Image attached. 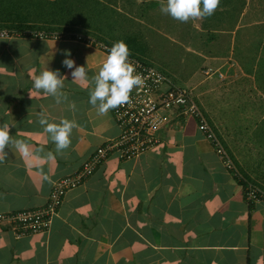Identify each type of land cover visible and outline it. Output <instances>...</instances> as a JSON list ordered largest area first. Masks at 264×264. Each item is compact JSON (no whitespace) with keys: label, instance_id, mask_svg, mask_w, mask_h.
Segmentation results:
<instances>
[{"label":"crops","instance_id":"obj_1","mask_svg":"<svg viewBox=\"0 0 264 264\" xmlns=\"http://www.w3.org/2000/svg\"><path fill=\"white\" fill-rule=\"evenodd\" d=\"M165 2L73 0V25L64 31L109 47L123 40L131 56L158 69L173 85L154 66V57L162 52L166 64L174 55L182 60L206 56L207 69L224 73L226 81L205 78L191 91L239 176L226 169L194 118L171 110L155 147L134 159L110 157L66 194L47 232L18 238L10 226L0 225V264H264V203L246 200L244 182L252 177L239 158V133L223 120L214 124L204 110L220 96L228 98L227 87L239 78H250L251 67L256 72L264 51V0H219L212 15L187 22L162 13ZM242 28L248 42L236 63L227 54ZM64 52L76 65L87 66L88 81H72L70 70L61 66ZM249 54L256 55L254 60ZM105 58L98 48L73 39H0V125L8 124L10 135L30 145L31 154L24 156L11 144L0 152V215L43 208L54 183L74 175L119 137L113 109L100 115L88 103L94 87L90 78ZM47 68L60 69L66 77V99L60 103L32 87ZM41 114L49 122L76 123L69 147L58 155L38 123Z\"/></svg>","mask_w":264,"mask_h":264},{"label":"built area","instance_id":"obj_2","mask_svg":"<svg viewBox=\"0 0 264 264\" xmlns=\"http://www.w3.org/2000/svg\"><path fill=\"white\" fill-rule=\"evenodd\" d=\"M20 36L48 40L73 39L96 47L106 55L111 48L92 38L72 33L45 31L20 33L0 29V39ZM129 59L135 70L141 73L145 83L139 88H133L128 103L113 109L114 119L120 130L119 137L99 148L74 175L54 183L49 200L43 208L0 215V225L10 226L16 237L47 232L66 194L82 185L110 157L134 159L149 152L159 143L158 132L168 121L165 113L171 110H179L183 116L194 118L198 122V129L210 142L226 169L233 171L236 177L239 176L232 159L195 102L193 92L173 85L158 69L132 56ZM203 73L208 78L217 76L220 80L225 79V74L218 70L206 69ZM245 196L250 204L264 203V191L252 184L245 186Z\"/></svg>","mask_w":264,"mask_h":264},{"label":"clouds","instance_id":"obj_3","mask_svg":"<svg viewBox=\"0 0 264 264\" xmlns=\"http://www.w3.org/2000/svg\"><path fill=\"white\" fill-rule=\"evenodd\" d=\"M218 4L219 0H166L161 4L160 11L174 20L187 22L192 18L212 15ZM63 55L65 58L61 61V66L70 70L72 81H88L87 66L76 65L70 52H64ZM130 55V50L123 40L115 42L108 49L99 70L91 76L90 83L94 87L89 90L88 103L97 109L98 114L104 115L110 109L128 103L133 88L144 85L145 81L141 73L135 70L129 59ZM65 80L66 77L60 69L49 70L47 68L34 78L32 87L37 91L42 90L44 94L54 98L56 103H60L61 99H66L63 92ZM38 123L43 126L44 132L49 134L57 155L69 147L72 130L76 127L75 121L61 119L59 123H53L41 114ZM10 144L22 155H31L30 145L22 139H14L10 135L9 125L2 124L0 125V152H3ZM47 158L52 159L53 153L49 152ZM44 179L47 180L48 177L45 176Z\"/></svg>","mask_w":264,"mask_h":264},{"label":"rangeland","instance_id":"obj_4","mask_svg":"<svg viewBox=\"0 0 264 264\" xmlns=\"http://www.w3.org/2000/svg\"><path fill=\"white\" fill-rule=\"evenodd\" d=\"M262 12L264 16V9ZM242 25H244V22H242ZM246 32L247 30L242 28L238 34L234 50L231 55L227 54L232 62L240 61V57L242 58L244 55L245 42H248ZM254 47V45H250V49ZM248 56L250 60H254L256 55L249 54ZM174 57L176 59L167 58L166 64L164 63L166 57L162 52L153 59L154 66L166 75L168 74L175 82V86L191 90L194 85L203 79H211L203 73L205 69L211 67L203 59L206 56L201 59L198 55H185L183 60L182 55H174ZM259 58L260 60L256 64V72L251 67L250 78H239L237 82L228 86L229 93L226 94L228 98L224 100L221 96H218L219 92L214 93L215 97L220 98V101L210 102L207 105L208 107L204 105V110L209 114L214 124L223 120L229 130H236L239 133L238 138L240 139L241 149L238 150V153L239 158L244 159L246 162L244 171H249L252 182L264 183V51L260 53ZM235 69L239 76H242L239 65L235 66ZM225 79L219 80L226 81ZM241 83H244V85L242 86ZM257 88L261 89L262 93L258 92Z\"/></svg>","mask_w":264,"mask_h":264},{"label":"trees","instance_id":"obj_5","mask_svg":"<svg viewBox=\"0 0 264 264\" xmlns=\"http://www.w3.org/2000/svg\"><path fill=\"white\" fill-rule=\"evenodd\" d=\"M72 14L73 0H0V29L19 28L20 30L34 29L33 31H35V29L43 28L45 32L65 34V27L72 28ZM28 16L35 19L32 21ZM36 19L38 21L35 24ZM134 58L142 61L137 57ZM248 178L246 179L248 180ZM249 180L251 181V179ZM249 180L244 182L245 186L252 184L264 191V183L249 182Z\"/></svg>","mask_w":264,"mask_h":264}]
</instances>
